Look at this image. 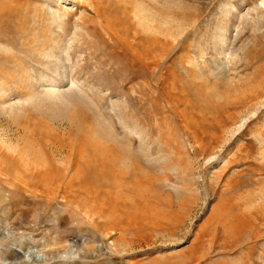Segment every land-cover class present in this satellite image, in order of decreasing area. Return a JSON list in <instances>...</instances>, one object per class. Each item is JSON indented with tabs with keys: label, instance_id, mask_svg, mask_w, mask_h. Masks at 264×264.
I'll return each instance as SVG.
<instances>
[{
	"label": "rangeland",
	"instance_id": "374dc122",
	"mask_svg": "<svg viewBox=\"0 0 264 264\" xmlns=\"http://www.w3.org/2000/svg\"><path fill=\"white\" fill-rule=\"evenodd\" d=\"M0 264H264L262 0H0Z\"/></svg>",
	"mask_w": 264,
	"mask_h": 264
},
{
	"label": "bare ground",
	"instance_id": "6f19581e",
	"mask_svg": "<svg viewBox=\"0 0 264 264\" xmlns=\"http://www.w3.org/2000/svg\"><path fill=\"white\" fill-rule=\"evenodd\" d=\"M262 4L264 5V0H262ZM141 6H139V8H140ZM138 8V12L136 11V12H134L135 13V16H136V19H138L139 21H141V23H142V25L141 26H143V28H144V30H145V32L146 31H153L152 33L153 34H157L158 35V33H160L159 31H158V29H159V27H163L162 28V30L164 31L165 30V32L166 33H170L169 31V29L167 28L168 27V20H170V18H169V16L168 15H166V16H168V17H165V15H164V17H162V19L163 20H159L158 18L160 17H155L154 15H152V13H150V14H144V11L146 10H144L143 8H140L139 9ZM126 9V8H125ZM143 9V10H142ZM141 10V11H140ZM230 10H227L226 12L228 13ZM145 12H147V11H145ZM148 12H150V11H148ZM124 13V12H123ZM154 14V13H153ZM156 15V14H155ZM170 23V22H169ZM176 24V23H175ZM180 24V23H179ZM178 24V27H181V25H179ZM166 27V28H165ZM140 28V27H139ZM142 29V28H141ZM178 29L179 28H177L176 30L178 31ZM157 30V31H156ZM173 30V29H172ZM144 32V31H143ZM162 32V31H161ZM172 32V31H171ZM171 34V33H170ZM183 34L181 33V36H182ZM172 38V37H171ZM176 39V38H175ZM221 40L222 41H224V38H222L221 37ZM158 41V40H157ZM156 44V43H155ZM156 46V45H155ZM49 52H51V51H49ZM48 53V52H47ZM46 54V53H45ZM225 54V53H224ZM48 56H49V53H48ZM54 91V92H53ZM56 93V91L55 90H52L51 92H50V95H54ZM54 98V97H53ZM58 98V100H60V102H61V98H59V97H57ZM68 100V99H67ZM63 101V100H62ZM65 103V102H64ZM76 103H78L79 104V102H76ZM76 103H75V105H74V107H76L77 105H76ZM71 104V102L70 101H68V104L67 105H69V106H72V105H70ZM73 104V103H72ZM66 105V106H67ZM78 107V106H77ZM67 108H68V106H67ZM257 109V108H256ZM240 129V128H239ZM233 133V132H232ZM19 183V182H18ZM159 218V217H158ZM198 259V258H197ZM191 261V260H190Z\"/></svg>",
	"mask_w": 264,
	"mask_h": 264
}]
</instances>
